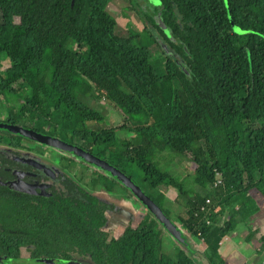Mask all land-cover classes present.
Returning <instances> with one entry per match:
<instances>
[{
	"label": "trees",
	"instance_id": "trees-1",
	"mask_svg": "<svg viewBox=\"0 0 264 264\" xmlns=\"http://www.w3.org/2000/svg\"><path fill=\"white\" fill-rule=\"evenodd\" d=\"M110 1L25 0L24 22H0V58H8L0 71V99L8 110L21 102V119L12 110L0 122L82 146L126 172L184 241L175 237L179 246L166 253L165 227L153 214L150 221L128 223L109 236L106 212L115 206L93 191L113 188L102 183L100 173L82 183L68 173L70 159L64 156L60 183L52 184L48 195L10 188L6 181L13 171L0 167V264H34L37 257L85 264H198L189 235H207L209 264H224L217 242L233 224L230 218L220 228L213 224L231 210L247 221L253 211L244 204L245 192L264 195V0H161L163 21L187 46L172 48L182 65L165 52L161 75L147 48L153 38L117 35ZM102 99L121 112L122 125L97 127L106 121ZM121 131L133 135L123 137ZM23 139L0 125L1 163L14 162L12 152L23 148ZM158 156L188 159L195 168L176 178L159 168ZM126 166L135 167L139 178ZM215 171L222 178L218 185ZM163 184L182 200L179 223L163 206ZM259 243L262 264L264 232Z\"/></svg>",
	"mask_w": 264,
	"mask_h": 264
},
{
	"label": "rangeland",
	"instance_id": "rangeland-1",
	"mask_svg": "<svg viewBox=\"0 0 264 264\" xmlns=\"http://www.w3.org/2000/svg\"><path fill=\"white\" fill-rule=\"evenodd\" d=\"M146 1L151 6H157L159 9L162 8L160 0H146ZM24 4H25V0H12V1L0 0V22H24L26 19V16L24 14ZM140 5L142 9H144L142 1ZM107 10L116 20L115 33L117 35L124 37H132L138 34L140 38L143 39V41L146 40L145 33L141 32L143 27L142 20L140 19V17H138L135 14L128 0H111L107 6ZM150 43L151 42L148 43L147 48L149 49L151 55V63L155 71L159 75H161L164 73V59L160 55L159 49L153 43L151 44ZM143 44L144 43L142 42V44L139 45H143ZM7 65H8V58L2 56L0 58V71H4ZM20 104L21 102H14L8 110L6 104L0 99V119H4L7 116L8 112L12 110H14L17 114H19L21 119L20 112H17V109H19ZM98 104L101 106V109L106 114V121L104 123L98 124L97 125L98 128L118 126L117 124L122 122V120H124V116L121 114V112H119L108 101L102 99L101 101L98 102ZM25 110L30 111V107L26 106ZM127 119L131 124L133 120L132 117L129 116ZM44 129L46 130L48 129V127L44 126ZM119 135L121 134L119 133ZM21 143L23 148L31 147V156L40 157V159L42 158L46 162L47 166H50L51 164L57 166L60 165L58 164V160L60 158L59 155L68 157L70 159L69 168L67 169L68 173L72 176L82 177L85 182L90 183L91 181L89 182V180L92 177H95L96 174L98 173L102 174L104 177V180H101L103 181L102 183H106V185H111V187L113 188L114 195L112 201L114 200L116 202L119 201L118 194L120 192L123 191L129 192L122 183H120L116 178L113 177V175L107 172L99 171L94 165L82 161L77 156H73L72 154L69 153L65 154L63 151H60L54 147L47 146L44 143H39L28 139H23ZM36 154L39 156H36ZM160 157L161 156L157 157L158 160L157 162L159 168H162L161 163H159V160L161 159ZM64 161L65 160H62V162ZM175 162H179V163L182 162L183 163L182 166H184L185 170L187 171L191 170L193 166L192 161L180 157L176 158ZM166 164L168 166V163ZM125 169L134 178L136 179L139 178V171L135 167L126 166ZM167 172L172 173L171 169ZM144 188L147 190L146 186ZM151 192L154 196L156 195V192L154 191ZM249 198L253 199V201L250 203L251 206L259 209L260 213H256L254 215L252 214L253 216H251L247 221H245V223L244 222L241 223L238 226V228H242L245 225L251 226L254 221L259 220L261 213L264 214V195L258 193L254 189H249L245 192L244 200H247ZM166 206L167 204L166 205L164 204V207L168 211L171 219L176 221L177 217L181 215L180 212L181 208L178 205L173 204L172 202H169V207ZM104 228L107 229L106 226H104ZM163 230L165 231L164 233H166L164 235L161 234L163 250L166 253L170 254L174 251L173 249L174 245L175 247L179 246V243L174 236L169 234V231L166 228ZM106 231L109 236H116L114 235L115 233H113V229H107ZM169 240H171L174 243V245H171L169 243ZM236 259L238 260L239 257L236 256ZM230 261L231 263H233L234 259L232 258Z\"/></svg>",
	"mask_w": 264,
	"mask_h": 264
},
{
	"label": "crops",
	"instance_id": "crops-1",
	"mask_svg": "<svg viewBox=\"0 0 264 264\" xmlns=\"http://www.w3.org/2000/svg\"><path fill=\"white\" fill-rule=\"evenodd\" d=\"M122 122L118 123L117 125H122ZM132 133H127L125 131H121V136L123 137H130ZM159 163H161L162 169L165 171H169L171 169L172 173L176 178H181L189 173H191L194 168L195 164L191 170H185L182 162H175V159H169L167 157H160ZM158 161V160H157ZM168 163V166L167 164ZM82 183L85 182L82 178ZM160 189L164 192L165 198L163 200L164 204L169 207V202L178 205L180 208V212L182 216L184 214V207L182 204L181 198L178 196L177 191L170 187L167 184L162 185ZM195 192L200 194H204V191L201 190L198 186L194 185ZM93 193L97 195L100 199L113 203L114 209L108 210L106 212V224L105 226L107 229H113L114 235L120 234L126 224L130 223L131 226H135L140 222H148L152 219V215L149 210L134 196L131 195L129 192H120L119 201H112L114 192L106 190L104 187L96 186ZM253 199L249 198L244 200V204L248 207V209L253 211V215L256 213H260L259 209L256 207L251 206V202ZM165 208V207H164ZM166 209V208H165ZM235 209V208H234ZM251 214V216H253ZM178 216V217H179ZM231 216V217H229ZM250 216V217H251ZM176 219V222H180V220ZM249 217V218H250ZM230 218L233 224V229L228 230L217 242V251L224 259V264H258L260 262V257L257 256V250L259 249V237L264 232V214L261 213L259 220H256L252 223L251 226L245 225L242 228H238V226L244 222L240 214L233 213L226 211L214 224L216 228H220L223 226L224 222ZM229 219V220H230ZM245 223V222H244ZM106 229V230H107ZM253 231L252 234L249 235V231ZM165 231H162V235L166 234ZM214 236H208V240L212 243ZM189 245L194 250L193 258L198 264H209L207 258L205 257V252L210 250V247L207 242V235L206 238H203L199 235H189L187 238ZM171 245L174 243L169 240ZM213 245V243H212ZM175 245L173 249H175ZM236 256L239 259H236ZM234 259V262L231 263V259Z\"/></svg>",
	"mask_w": 264,
	"mask_h": 264
},
{
	"label": "water",
	"instance_id": "water-1",
	"mask_svg": "<svg viewBox=\"0 0 264 264\" xmlns=\"http://www.w3.org/2000/svg\"><path fill=\"white\" fill-rule=\"evenodd\" d=\"M160 27H162L165 31H167L166 26L160 22ZM165 51L167 54L172 56L175 59L177 65H182V61L179 58L177 52H175L172 48L165 47ZM183 72L189 76L190 71L183 67ZM1 124V122H0ZM7 126L12 133L19 135L25 139L32 140L39 143H44L47 146L54 147L60 151H67L72 155L81 157L87 163L97 166L103 170H107L111 175L117 177V179L127 188L130 189L132 194L149 210L151 214H153L156 219L163 224V226L169 231V234L179 238L180 241H184V238L181 235V231L177 228V226L170 220L168 216L164 213V210L160 207V205L155 202L148 194H146L141 187L135 183L132 178L124 171L120 170L118 167L113 166L105 159L96 156L90 150L72 144L70 142L64 141L58 137L45 134L41 131H38L33 128L24 127L19 124L7 123ZM31 163L37 165L38 167H44L46 172H50V169L45 167L42 163H39L35 160L31 159ZM8 186L14 190L27 193V194H42L48 195L49 193L45 191V184H28L22 180H11L8 182ZM36 188H39L40 191H36ZM34 264H85L76 260H68V261H54L50 258H42L37 257L31 260ZM264 264V261L263 263Z\"/></svg>",
	"mask_w": 264,
	"mask_h": 264
},
{
	"label": "flooded vegetation",
	"instance_id": "flooded-vegetation-1",
	"mask_svg": "<svg viewBox=\"0 0 264 264\" xmlns=\"http://www.w3.org/2000/svg\"><path fill=\"white\" fill-rule=\"evenodd\" d=\"M128 1L132 6V9L135 12V14L138 17H140V19L142 20L143 27L141 32L153 38L150 42L153 43L159 49L160 55L162 56L164 61H166L165 47L174 48L175 50L176 48L179 47H182L183 49H187V46L183 44V41L180 39L178 35V31L177 30L174 31L173 29H170L163 21L164 10L166 8L163 6L161 0H160L162 6L161 9H159L157 6L149 5L146 0H138V1L134 0V3L131 2L130 0ZM141 1L144 6V9H142L140 5ZM173 18H175L176 21H179L180 15L175 13V16ZM160 22H162L166 26L167 31H165L162 27H160L159 25ZM0 125L7 126V123H1ZM12 153H15L13 155L14 162L11 163L0 162V167L2 169L13 171L14 177L8 179L6 181L7 183L11 180H16V181L22 180L24 182H27L28 184H45L47 185L45 187V191L48 193H49V188L52 184L57 185L60 183V179H61L60 176L63 171L61 163L62 160H64V156L59 155L60 158L58 160V164L60 165L57 166L51 164L50 166H47L46 162L42 158L40 159V157L31 156V147L20 148V149L18 148L15 152ZM36 156L39 155L36 154ZM31 159L39 163H42L45 167L50 169V172L49 173L46 172L44 170V167H38L37 165L31 163ZM36 191H40V189L36 188ZM34 195H39V194H34Z\"/></svg>",
	"mask_w": 264,
	"mask_h": 264
},
{
	"label": "built area",
	"instance_id": "built-area-1",
	"mask_svg": "<svg viewBox=\"0 0 264 264\" xmlns=\"http://www.w3.org/2000/svg\"><path fill=\"white\" fill-rule=\"evenodd\" d=\"M221 181H222L221 174L219 172L215 171V181H214V185L220 184ZM206 201H208V200H206ZM238 208H239V206L238 205H235V209H238Z\"/></svg>",
	"mask_w": 264,
	"mask_h": 264
}]
</instances>
